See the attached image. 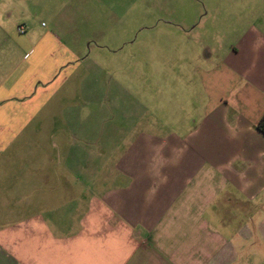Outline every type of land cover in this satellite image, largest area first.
Segmentation results:
<instances>
[{"label":"crops","instance_id":"crops-1","mask_svg":"<svg viewBox=\"0 0 264 264\" xmlns=\"http://www.w3.org/2000/svg\"><path fill=\"white\" fill-rule=\"evenodd\" d=\"M86 6L0 0V264H264V30L206 50L165 127L137 107L128 144L61 160L39 120Z\"/></svg>","mask_w":264,"mask_h":264},{"label":"rangeland","instance_id":"rangeland-1","mask_svg":"<svg viewBox=\"0 0 264 264\" xmlns=\"http://www.w3.org/2000/svg\"><path fill=\"white\" fill-rule=\"evenodd\" d=\"M81 9L62 17L69 38L58 34L79 58L39 120L46 130L37 141L58 146L61 160H94L102 145L128 144L137 107L165 127L164 109L179 113L183 84L197 79L206 50H226L249 24L264 30V0H87Z\"/></svg>","mask_w":264,"mask_h":264},{"label":"trees","instance_id":"trees-1","mask_svg":"<svg viewBox=\"0 0 264 264\" xmlns=\"http://www.w3.org/2000/svg\"><path fill=\"white\" fill-rule=\"evenodd\" d=\"M257 128L264 134V117L259 121Z\"/></svg>","mask_w":264,"mask_h":264},{"label":"built area","instance_id":"built-area-1","mask_svg":"<svg viewBox=\"0 0 264 264\" xmlns=\"http://www.w3.org/2000/svg\"><path fill=\"white\" fill-rule=\"evenodd\" d=\"M18 32H19V33H24V28H23V27H19V28H18Z\"/></svg>","mask_w":264,"mask_h":264}]
</instances>
